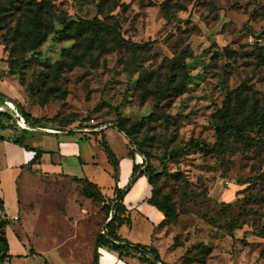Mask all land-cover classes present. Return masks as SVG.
Masks as SVG:
<instances>
[{"label":"rangeland","instance_id":"obj_1","mask_svg":"<svg viewBox=\"0 0 264 264\" xmlns=\"http://www.w3.org/2000/svg\"><path fill=\"white\" fill-rule=\"evenodd\" d=\"M49 3L39 19L33 4L22 13L0 12V106L11 102L41 123L71 118L73 125L81 121L110 130L119 121L129 128L128 148L158 172L157 201L176 213L156 232L162 264H264V130L245 127L221 151L212 148L227 94L234 97L241 88L239 117L252 110L264 115V0ZM61 18L98 25L97 37L92 29L59 37ZM110 27L141 47H117ZM179 55L186 64L183 91L150 97L145 90L164 86L178 70L170 62ZM144 72L153 76L145 88L138 85ZM0 126L17 129L6 117ZM115 132L109 139L121 146ZM190 140L195 145L186 147ZM84 182L30 175L18 186L14 230L22 235L26 213L25 233L39 236L37 244L54 236L66 245H90V235L99 232L115 203L94 188L88 194ZM89 249L79 258L88 261Z\"/></svg>","mask_w":264,"mask_h":264},{"label":"crops","instance_id":"obj_2","mask_svg":"<svg viewBox=\"0 0 264 264\" xmlns=\"http://www.w3.org/2000/svg\"><path fill=\"white\" fill-rule=\"evenodd\" d=\"M114 131L122 137L117 135L122 139L121 146L109 139V133ZM73 133L75 132L45 133L12 128L0 130V197L3 201L1 214L8 219L5 236L9 245L8 257L2 264H92L97 233L90 235V245L88 242L81 244L77 241L66 245L63 239L54 236L47 243L39 245V236L28 237L25 233L28 222L26 213L22 235L14 230L13 220L20 212L18 186L32 174L42 178L86 179L92 182L102 193L114 199L115 204L120 203L125 208L126 221L117 228V234L134 244L155 246L156 232L164 214L148 202L152 187L145 175H137L130 184L133 166L142 165L143 160L128 148L127 138L115 128L109 130L104 127L100 131H94L93 138H82L72 135ZM16 138H20L27 147L15 143ZM101 141L114 153L115 166L103 151ZM36 151L40 154L38 160L33 161ZM122 189L124 192L117 196V192ZM69 231L76 235L75 229L70 228ZM86 246L90 247L91 254L88 261L79 258L84 256L83 249ZM97 252L98 264H150L140 260L135 253L120 255L111 247H99ZM73 257L75 258L71 259Z\"/></svg>","mask_w":264,"mask_h":264},{"label":"trees","instance_id":"obj_3","mask_svg":"<svg viewBox=\"0 0 264 264\" xmlns=\"http://www.w3.org/2000/svg\"><path fill=\"white\" fill-rule=\"evenodd\" d=\"M36 6L35 10V17L36 19H39L41 16V11L45 8H48L50 6L49 0H41V1H34V0H0V12L3 11H20V13L23 12V9L26 11L31 5ZM59 23L61 24V29L59 31V37H67L68 33L71 31V29L75 30L78 33H82L83 31L92 29L95 32V36L97 37L96 31L98 25L93 24L89 21H78L76 24H72V21L67 20L65 18H61L59 20ZM34 26H37V31H39V22H35ZM107 28H109L107 26ZM115 34V43L117 47H122V45H126V47H129L133 50L141 47L137 46L134 42L124 40L121 38L118 30L115 27H110ZM103 45V44H101ZM143 47H148V46H143ZM262 59V58H261ZM263 60V59H262ZM172 64V71L176 67L178 70L176 72L173 71V74L171 77H169L166 80V83L164 84L163 87H161L159 90H152L151 88L146 89L145 91L148 93L150 97H157L161 98L164 95H167L168 93H175L179 94L183 91L184 85H185V77H186V64L183 61V56L179 55L176 56L171 62ZM264 65V61L262 62ZM177 75H180V78L178 81L175 80V77ZM152 73L151 72H144L139 75L138 78V85H141L142 87H147V84L151 82L152 80ZM232 98L234 102H232ZM244 96H242V90L241 88H237L234 92V97L231 96V94H227L226 97L224 98L223 104L221 108L217 112L218 116V123L215 126V135H216V140L215 143L213 144V149L215 151H221L223 145L227 141V139L231 137H238L242 134L243 129L248 126H257L261 129L264 130V115L259 114L257 111L252 110L245 116L239 117L241 113V109L244 103ZM19 111L22 113V115L28 120L32 125L35 126H45V125H50L54 126L56 128H64L66 126H69L76 122L75 119L71 118H66V119H61L59 123H55L54 121L47 119L46 121L41 123L39 119L37 118H32L28 113L23 112L21 109ZM154 115L153 113L142 117L138 122H134L131 124L130 127L133 129L135 126L140 125L143 121H145L147 118L151 117ZM10 118L11 115L7 110L0 111V118ZM239 118V119H238ZM83 122L79 121L77 123L78 125H82ZM113 128L117 129L119 132H121L127 139L130 141H133L132 138V133L129 128H125L122 123L119 121L112 126ZM5 128H8L7 126H0V130H3ZM26 131V130H24ZM72 132V131H71ZM69 132V133H71ZM15 143H18L20 145H23L27 147L26 145L23 144L22 140L20 138H16L14 140ZM194 142L192 140L188 141L186 147H191L194 146ZM101 146L107 155V158L109 159L110 163L112 165H116V158L114 153L108 148L106 143L102 141ZM183 150L180 152H170L166 154V156H170L171 158L176 157L180 153H182ZM40 154L39 151H36V156L34 157L33 161L38 160V155ZM146 163L143 162L142 165H134L133 166V173L130 178V184L134 181V179L137 177V175H145L152 187L151 189V196L148 199V202L156 206L163 214H164V219L160 223L162 224L165 220L167 219H173L176 217L175 210L171 204L159 202L156 199L155 195V190L153 188V179L156 177L158 172L154 170L153 167L145 165ZM75 180H84V185L85 188L86 186L89 188H94L95 191H97V194L100 193V190L98 187L93 184L92 182L86 180V179H75ZM129 187H126V189ZM88 194H91V191H87ZM124 192V189L119 190L117 192V196H120ZM3 211V201L0 197V264H2L6 258L8 257V241L5 236V227L8 224V219L3 218L1 212ZM124 212L125 208L120 204H115V211L112 214V217L110 220L106 223V232L105 233H100L98 232L95 237V242H94V256L92 260V264H98V248L99 247H111L118 251L120 255H127L130 253H135L139 256V259L148 262L150 264H157V262H161L160 256L157 252V250L154 247L147 246V245H141V244H134L131 243L127 240L122 239L118 234H117V228L126 221V218L124 217ZM109 211L107 212V214ZM115 241H118L115 243ZM162 263V262H161Z\"/></svg>","mask_w":264,"mask_h":264},{"label":"built area","instance_id":"obj_4","mask_svg":"<svg viewBox=\"0 0 264 264\" xmlns=\"http://www.w3.org/2000/svg\"><path fill=\"white\" fill-rule=\"evenodd\" d=\"M5 109L0 106V111L7 110L10 115H11V121L12 124L14 125L15 128L20 129V130H26V131H42L45 133H60L63 132L65 134H68L69 132H84V133H89V132H94V131H100L104 126H91L89 123L83 122L82 125H69L64 128H56L52 127L50 125H45V126H35L32 125L26 118L22 115V113L17 109V107L12 104L11 102L5 101ZM71 132V133H72ZM113 214V209L109 210L108 216L100 228L99 232L100 233H105L106 232V223L110 220ZM118 241H115L117 243ZM157 264H162L161 262H157Z\"/></svg>","mask_w":264,"mask_h":264}]
</instances>
